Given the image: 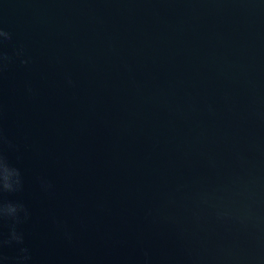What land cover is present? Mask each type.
Returning <instances> with one entry per match:
<instances>
[{"label":"water","instance_id":"95a60500","mask_svg":"<svg viewBox=\"0 0 264 264\" xmlns=\"http://www.w3.org/2000/svg\"><path fill=\"white\" fill-rule=\"evenodd\" d=\"M0 29L32 264H264V0H0Z\"/></svg>","mask_w":264,"mask_h":264},{"label":"clouds","instance_id":"9594fccd","mask_svg":"<svg viewBox=\"0 0 264 264\" xmlns=\"http://www.w3.org/2000/svg\"><path fill=\"white\" fill-rule=\"evenodd\" d=\"M11 40V34L0 29V44ZM23 55V51H17L16 57ZM13 63V57L0 52V76L10 64ZM21 64H27V60H20ZM71 83V81H69ZM31 91V89H29ZM17 147L4 134L0 128V264H32V254L25 243V233L23 225L30 221L32 213L30 208L19 199L12 200L8 197L20 194L24 191V177L21 170L9 163L6 152L17 151ZM41 190L49 192L52 184L47 180H40ZM58 228L64 229L66 239H71V233L68 232L63 224L54 221ZM9 248L16 249V255L9 257L5 250Z\"/></svg>","mask_w":264,"mask_h":264}]
</instances>
